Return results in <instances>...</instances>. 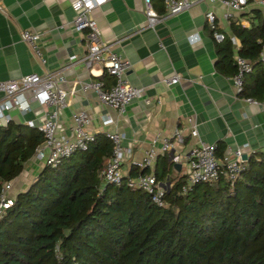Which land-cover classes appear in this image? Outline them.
<instances>
[{"label":"trees","instance_id":"trees-1","mask_svg":"<svg viewBox=\"0 0 264 264\" xmlns=\"http://www.w3.org/2000/svg\"><path fill=\"white\" fill-rule=\"evenodd\" d=\"M251 13L249 25L241 16L230 19L216 41V66L235 72V35L238 53L253 66L239 95L261 100L264 11ZM43 140L36 126L0 124V188ZM111 148L106 134L97 133L86 149L57 165L44 163L0 217V264H264V150L247 155L234 181L221 174L187 187V174L172 176L164 154L153 173L170 185L158 205L141 188L103 181ZM224 150L219 141L216 156ZM139 172L149 169L132 164L128 174Z\"/></svg>","mask_w":264,"mask_h":264},{"label":"crops","instance_id":"crops-1","mask_svg":"<svg viewBox=\"0 0 264 264\" xmlns=\"http://www.w3.org/2000/svg\"><path fill=\"white\" fill-rule=\"evenodd\" d=\"M72 1L0 0V80L30 72L62 70L66 77L64 86L73 87L74 91L67 105L59 110V133L70 135L73 111L85 109L91 117L92 133L117 131L123 136V145L131 147L130 155L121 165L123 173H129L133 159L142 158L156 132L171 136L175 128L181 130L183 142L176 143L171 150L158 152L146 166L149 172L161 168L165 154L172 160V176L186 174L185 155L200 139L214 144L223 141L225 154H231L236 147H242L247 155L264 150V106L240 96L231 74L216 66L217 40L206 16L212 10L218 30L223 32L235 16H241L243 24L249 25L250 21L244 19L253 15V8L264 11V5L249 0L225 18V6L219 0H202L154 26L146 24L143 0H106L94 7L92 14L103 40L111 42L113 49L129 61L124 77L142 88L141 95L132 98L125 110L119 112L103 103L93 90L82 92L77 88L78 81L97 78L103 79L108 87L114 78L101 65L93 66L92 70L84 65L86 31L73 26L76 11ZM152 1L159 13L165 11L163 0ZM23 29L39 33L43 60L21 39ZM230 38L235 57L240 42L233 34ZM175 73L179 74V80L168 83L165 79ZM3 96L0 91V99ZM26 96L30 99V92ZM29 101L30 109L25 112L12 107L8 111L10 119L24 124L32 120L39 126L45 108ZM103 115L110 116L112 121L104 124ZM193 127L196 136L190 133ZM41 160L33 153L25 161L22 171L10 180L11 196L29 186L44 165Z\"/></svg>","mask_w":264,"mask_h":264},{"label":"built area","instance_id":"built-area-1","mask_svg":"<svg viewBox=\"0 0 264 264\" xmlns=\"http://www.w3.org/2000/svg\"><path fill=\"white\" fill-rule=\"evenodd\" d=\"M106 0H73L72 6L76 13L73 18V26L77 30L86 31V52L82 56L84 65L93 69L95 65H101L103 69L113 76V83L106 87L103 79H88L78 81V89L82 92L93 90L99 99L117 109L119 112L125 110L129 101L138 97L142 93V88L129 83L124 77L126 69L129 67V61L119 52L113 49L111 42L102 38L100 28L95 17L92 14L94 7L103 4ZM144 1V14L146 24L154 26L157 22L167 16L176 14L185 10L195 3L202 0H163L165 11L159 13L153 6L152 0ZM214 1V0H213ZM225 10L223 16L228 18L232 10H239L249 0H219ZM264 5V0H253ZM209 25L213 30V35L217 41L223 39V32L219 31L215 22V14L212 10L206 12ZM21 39L26 41L33 52L43 60L41 50L38 45L39 33L28 29L21 31ZM264 61V50L260 53ZM236 70L231 75L232 82L239 93L243 87L245 75L253 68L251 62L244 56L237 53L235 55ZM168 83H175L179 80V74L175 73L165 79ZM66 77L62 70L48 71L45 74L30 72L19 76L18 78H9L0 80V91L4 96L0 99V124L10 120L8 111L12 108H18L21 112L30 109V101H35L39 106L44 107V120L36 126L44 135L42 144L35 148V155L44 160L45 164L57 165L63 159L70 156L77 149H86L95 134L89 130L91 117L85 109H77L72 113L71 134L67 135L57 131L59 110L67 105L69 95L74 91L64 86ZM30 92V99L26 93ZM251 102H260L264 106V98L261 100L245 97ZM101 120L104 124L110 123L112 118L103 115ZM26 124L35 126L32 120H27ZM190 133L197 135L195 127L191 128ZM106 136L112 144L111 153L105 167L101 170L103 181L120 184L125 182L128 186L138 187L148 192L152 200L158 205H162L163 195L166 187L160 183L152 172L130 175L123 173L121 165L125 158L130 155L131 147L124 146L123 136L117 131H105ZM184 136L180 129L175 128L171 136L156 132L148 148L144 150L141 159H133L132 163L139 169L151 164L158 152L171 150L176 143H181ZM244 151L242 147H236L231 154H223L221 158L216 156V144L206 142L200 139L192 145L185 155L187 163L186 185L190 186L196 181H211L218 178L221 174L230 181H234L244 169ZM11 181H5L0 188V217L5 209L13 204L14 197L9 194ZM184 187V188H185Z\"/></svg>","mask_w":264,"mask_h":264},{"label":"water","instance_id":"water-1","mask_svg":"<svg viewBox=\"0 0 264 264\" xmlns=\"http://www.w3.org/2000/svg\"><path fill=\"white\" fill-rule=\"evenodd\" d=\"M246 157H247V154L246 153H243L242 158L243 159H246ZM170 158H173L172 157V153H170ZM174 159H176V157H174ZM175 165H176V163L174 162V166ZM169 185H170V181H166L165 184H164L165 187H168Z\"/></svg>","mask_w":264,"mask_h":264},{"label":"rangeland","instance_id":"rangeland-1","mask_svg":"<svg viewBox=\"0 0 264 264\" xmlns=\"http://www.w3.org/2000/svg\"><path fill=\"white\" fill-rule=\"evenodd\" d=\"M244 21L249 23V20L246 19V18L244 19ZM255 21H256V19H255ZM41 161H42L41 163L44 164V160H41ZM36 174H37V173H35V175H36ZM31 181H32V180H31ZM25 189H26V188H25Z\"/></svg>","mask_w":264,"mask_h":264}]
</instances>
